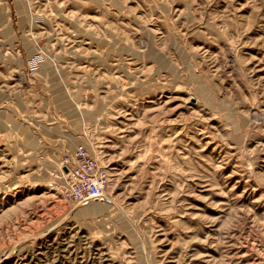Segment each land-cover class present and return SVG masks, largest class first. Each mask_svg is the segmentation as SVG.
Segmentation results:
<instances>
[{"label": "rangeland", "instance_id": "obj_1", "mask_svg": "<svg viewBox=\"0 0 264 264\" xmlns=\"http://www.w3.org/2000/svg\"><path fill=\"white\" fill-rule=\"evenodd\" d=\"M0 264H264V0H0Z\"/></svg>", "mask_w": 264, "mask_h": 264}, {"label": "built area", "instance_id": "obj_2", "mask_svg": "<svg viewBox=\"0 0 264 264\" xmlns=\"http://www.w3.org/2000/svg\"><path fill=\"white\" fill-rule=\"evenodd\" d=\"M68 165L63 164L62 197L72 203L102 201L109 177L105 167L84 143L75 145ZM68 166V167H67Z\"/></svg>", "mask_w": 264, "mask_h": 264}, {"label": "bare ground", "instance_id": "obj_3", "mask_svg": "<svg viewBox=\"0 0 264 264\" xmlns=\"http://www.w3.org/2000/svg\"><path fill=\"white\" fill-rule=\"evenodd\" d=\"M62 166H64L63 164H62ZM68 167V166H67ZM65 172V171H64ZM66 173V172H65ZM65 175V174H64ZM106 199V193H105V196H104V199L102 200V201H104ZM102 201H93V202H95V203H93L92 204V207H96L95 208V210H94V212L95 211H100L102 208H100V206H99V204H98V202H100V203H102ZM97 203V204H96ZM85 209V208H84Z\"/></svg>", "mask_w": 264, "mask_h": 264}]
</instances>
